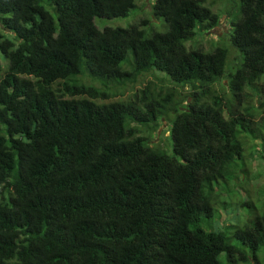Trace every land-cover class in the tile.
I'll use <instances>...</instances> for the list:
<instances>
[{
    "label": "trees",
    "instance_id": "trees-1",
    "mask_svg": "<svg viewBox=\"0 0 264 264\" xmlns=\"http://www.w3.org/2000/svg\"><path fill=\"white\" fill-rule=\"evenodd\" d=\"M207 1L155 0L157 30L96 25L135 0H0L16 38L0 32V264H264V203L242 199L233 234L202 223L264 146V0H239L230 73L225 45L185 44L217 26ZM152 71L191 100L147 85L107 101ZM163 119L172 154L143 135Z\"/></svg>",
    "mask_w": 264,
    "mask_h": 264
},
{
    "label": "rangeland",
    "instance_id": "rangeland-1",
    "mask_svg": "<svg viewBox=\"0 0 264 264\" xmlns=\"http://www.w3.org/2000/svg\"><path fill=\"white\" fill-rule=\"evenodd\" d=\"M135 2L137 6L130 11L128 16L115 18L96 17V25L100 29L107 26L128 27L141 19H149V27L157 30L164 29L162 21L152 15V5L155 0H135ZM206 5L219 14L217 26L210 30L198 29L196 36L186 41L185 44L188 48L201 47L205 50L212 49L218 44L225 45L229 49L226 73L233 72L241 62L240 52L230 43L231 20L236 16L239 0H208ZM0 32L16 41L14 34L6 30L1 24ZM130 56L133 58L132 53H130ZM124 67L127 70H131L129 64ZM127 78L122 86L114 89V91H117V95L107 101L128 99L138 89L151 85L157 91L163 90L164 92L171 87H176L178 92L175 99L184 105L191 100L195 91L192 85L177 86L168 76L154 71ZM228 81L229 79L225 77L221 82L216 83L212 89L219 92H228ZM143 135L148 137L151 146L159 147L172 154L170 124L166 119L161 120L156 127L145 128ZM258 150L264 154V146L262 145L254 149H248L247 171L242 170L236 179L229 181V185L223 194H219L217 218L214 221L204 219L202 223L205 229H221L233 234L239 226L248 221V211L239 205L240 201L242 199H251L258 205L264 203V158L260 157Z\"/></svg>",
    "mask_w": 264,
    "mask_h": 264
}]
</instances>
